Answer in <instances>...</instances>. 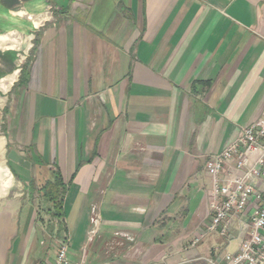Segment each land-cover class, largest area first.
<instances>
[{
	"label": "crops",
	"instance_id": "obj_1",
	"mask_svg": "<svg viewBox=\"0 0 264 264\" xmlns=\"http://www.w3.org/2000/svg\"><path fill=\"white\" fill-rule=\"evenodd\" d=\"M263 109L264 0H0V264L234 251L205 162Z\"/></svg>",
	"mask_w": 264,
	"mask_h": 264
},
{
	"label": "built area",
	"instance_id": "obj_2",
	"mask_svg": "<svg viewBox=\"0 0 264 264\" xmlns=\"http://www.w3.org/2000/svg\"><path fill=\"white\" fill-rule=\"evenodd\" d=\"M211 177V219L200 237L234 235V251L209 257V264H264V109L240 128L237 138L205 162ZM198 239L195 240L197 242ZM68 240L59 241L52 264H69Z\"/></svg>",
	"mask_w": 264,
	"mask_h": 264
},
{
	"label": "trees",
	"instance_id": "obj_3",
	"mask_svg": "<svg viewBox=\"0 0 264 264\" xmlns=\"http://www.w3.org/2000/svg\"><path fill=\"white\" fill-rule=\"evenodd\" d=\"M44 193L48 195L50 200L53 201V208L55 214L60 217L61 211V194L62 189H64V184L61 180V177L57 173L52 174V179L45 181L44 186L42 187ZM41 189V190H42Z\"/></svg>",
	"mask_w": 264,
	"mask_h": 264
},
{
	"label": "water",
	"instance_id": "obj_4",
	"mask_svg": "<svg viewBox=\"0 0 264 264\" xmlns=\"http://www.w3.org/2000/svg\"><path fill=\"white\" fill-rule=\"evenodd\" d=\"M8 158L11 160V161H14V162H17L19 163L20 165H22L23 167H29L30 166V163L26 160H24V158H22L17 152L15 151H11L8 155Z\"/></svg>",
	"mask_w": 264,
	"mask_h": 264
},
{
	"label": "rangeland",
	"instance_id": "obj_5",
	"mask_svg": "<svg viewBox=\"0 0 264 264\" xmlns=\"http://www.w3.org/2000/svg\"><path fill=\"white\" fill-rule=\"evenodd\" d=\"M233 250V249H232Z\"/></svg>",
	"mask_w": 264,
	"mask_h": 264
}]
</instances>
